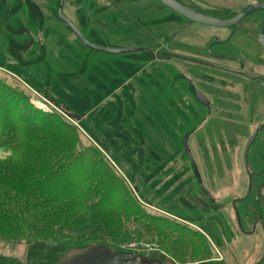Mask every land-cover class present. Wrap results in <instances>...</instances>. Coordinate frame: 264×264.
<instances>
[{
  "label": "rangeland",
  "instance_id": "1",
  "mask_svg": "<svg viewBox=\"0 0 264 264\" xmlns=\"http://www.w3.org/2000/svg\"><path fill=\"white\" fill-rule=\"evenodd\" d=\"M108 1L134 14L160 39L184 22L155 1ZM183 1L227 18L260 2ZM63 2L62 14L82 30L90 44L106 49L147 47L148 43L139 39L138 33L134 36L111 7L98 0ZM58 6V0L50 5L44 0H0V93L12 106L21 104L56 115L62 123L74 127L77 151L94 147L122 178L144 213L179 224L192 236L198 232L205 240L200 247L207 249L209 244L213 254L208 256L199 247L192 248L188 240L185 248L192 250L181 256L172 237H168V243L160 242V236L165 235L164 228L157 226L160 222L152 226L140 214L126 223L123 218L111 230L106 228L109 223L85 210L82 217L94 219L88 231L68 226L56 235L48 229L36 232V224L53 226L48 221L55 208H42L26 209L18 221L23 233L17 236L3 234L10 222L0 217V256L20 264H59L71 249L94 245L110 246L115 253L144 256L160 264L258 261L260 229L245 238L237 228L232 203L244 231L251 230L257 219L264 222V173L252 179L247 194L248 178L242 162L247 142L264 122V93L248 79L223 70L168 61L154 49L124 55L89 50L59 21ZM259 19L258 12L245 18L230 41L224 47L218 45L215 51L245 59L248 71L264 73V55L257 42ZM39 23L44 31L40 40L26 33L36 31ZM230 32L196 24L181 33L172 48L204 58L209 43L226 41ZM215 64L237 68L225 62ZM195 92L206 99L208 108L197 101ZM186 139L190 157L184 147ZM18 140L25 143L22 135ZM21 148L0 144V164L30 163L28 158L22 162ZM247 158L250 173L262 171L264 129L248 148ZM198 176L208 194L200 187ZM56 192L48 190V195ZM0 194L7 201L15 199L4 190ZM35 212L41 220L35 218ZM31 231L35 234L28 236ZM83 233L89 235L82 237Z\"/></svg>",
  "mask_w": 264,
  "mask_h": 264
},
{
  "label": "trees",
  "instance_id": "2",
  "mask_svg": "<svg viewBox=\"0 0 264 264\" xmlns=\"http://www.w3.org/2000/svg\"><path fill=\"white\" fill-rule=\"evenodd\" d=\"M0 116V144L12 149L22 147V162L26 161V158L30 159V163L21 166H15V163L0 164V190L15 197L14 201L9 199L14 202L12 205L0 194V217L8 224L10 222L7 228H2L4 235L17 236L23 233L18 221L24 217L26 209L55 208V213L48 222L55 225L57 230L47 224L35 225L36 232L48 229L47 232L54 235L60 234L62 227H78L81 232L92 228L94 219L82 217L85 210L91 211L90 216L100 218L104 224L109 223L106 228L110 227L111 230H115L123 218L126 223L140 214L152 226L162 222L157 223L165 232L164 236H160V242L168 243V237H172L174 248L181 256L188 255L192 250L185 248L188 240L192 243V248L199 247L203 253L210 256V252L200 247L205 240L198 232L192 236V233L181 228L179 224L154 219L151 214L144 213L143 208L127 190L122 178L94 147L77 151V130L62 123L58 116L42 113L31 107H21V104L12 106L2 93ZM20 135L25 137L24 144L18 140ZM48 190L57 192L49 196ZM34 216L38 220L41 218L36 212ZM173 226L176 229L172 228ZM62 231L64 232V229ZM32 234L35 233L28 232V236ZM82 235L84 237L89 234ZM102 247L114 251L110 246ZM0 264L20 263L0 256Z\"/></svg>",
  "mask_w": 264,
  "mask_h": 264
},
{
  "label": "flooded vegetation",
  "instance_id": "3",
  "mask_svg": "<svg viewBox=\"0 0 264 264\" xmlns=\"http://www.w3.org/2000/svg\"><path fill=\"white\" fill-rule=\"evenodd\" d=\"M58 1H59V6H58V10H57V18L59 19L58 11L61 8V14H62L64 2H63V0H58ZM93 1H96V0H93ZM149 1L151 3L155 1L158 4V7L166 8L164 5H162L157 0H149ZM174 1L177 2L178 4L182 5V6L186 7V8H189L190 10H192L194 12H197V13H200V14H203V15H207V16H211V17H214V18H217V19H231V18L235 17L237 14H239L240 12H242L245 9L248 8V7L244 8L241 11H239L238 13H234L232 16L227 18V17H222L221 15L215 13L214 11H203V10H200V9L194 7V6H191L189 3H187V2H185L183 0H174ZM44 2H47L50 5V4H55L56 0H44ZM98 2L100 4H105L106 6L111 7L112 10L114 11V13H116L117 18L119 20H121L124 24H126V25L128 24L129 25V30H130L131 33L134 34V36H136L137 33H138L139 39L142 37L148 43L147 47L130 48V49L139 50L138 52L132 53V54H143V53H147L148 51H151V50L154 49L156 52L160 53L164 57L165 60H168V61H178V62H181V63L190 64V65L196 66V67H202V68H208V69L210 68V69H215V70H223V71L228 72V73H230L232 75L234 74L237 77H242L243 79H248L252 83H254L264 93V73H261V72L260 73H254V72L248 71L247 70L248 62L245 59H242V58H240V57H238L236 55H233V54H228V53H222V52H219V51L218 52L215 51V48L218 47V45H221V46L224 47L230 41L231 37L234 35V31H235L236 27L229 28L231 30V32H230L229 37L227 38L226 41L218 42L217 40H214V41L210 42L209 45L207 46L206 50H205L204 58H202L201 56L200 57L199 56H193V55H189V54H185V53L173 50L172 43L178 37H180L181 33H183L186 29H189V28H191V27L196 25V24L190 25L188 28H186L185 30L179 32L178 34H176L172 38V36L181 27H183L184 25H186L188 23V21L186 19H184L182 16L178 15L177 13H175V14H177V17L179 16L182 19H184V22L179 27H177L174 31H172L169 35H167L165 38H161L160 39V38L157 37V34H154V32L152 30L148 29L147 25L142 23V21L139 18H137L134 14L131 13L129 15L128 13L123 11L122 8L120 7V4H119V6H117L113 2H109L108 0H98ZM259 4H263L264 5V0H260ZM166 9H168V8H166ZM258 13L260 15V19L257 22V25H258L257 42H258L259 49L262 51V54L264 55V46L262 45V43L259 40L260 33H261L262 30H264V10L260 11ZM62 16L64 17L63 14H62ZM64 18L66 20H68L74 26V28L87 41V39L85 37V34L82 32V30L78 29L73 24V22L70 19H68L66 17H64ZM59 21H61V20L59 19ZM62 23L68 28L70 33L73 35V33L71 32L70 28L64 22H62ZM43 32L44 31L42 30L41 24L39 23L38 27L36 28V31H34V32L27 31L26 33H28L31 36L36 35L38 37V39L40 40V36L42 35ZM263 39H264V36H263ZM195 52H196L195 53L196 55H198L200 53L198 50H196ZM216 62L217 63L225 62V63H227L229 65H233V66H235L237 68L233 69V70L232 69H226V68L220 67L219 65H216L215 64ZM250 77H253V78H250ZM251 79H254V80H251ZM195 94H196V92H195ZM195 97H196V95H195ZM196 99H197V97H196ZM197 101L202 105V103L198 99H197ZM202 106L204 108H208V102H207V106H204V105H202ZM259 128H261V129L256 134V137L264 129V122H262L257 127V129L254 131V133L257 132V130ZM247 153H248V151H247ZM246 161H247V170L245 169V172H246L248 181H249V177H248L249 175H250L251 181H252V179L255 176L260 177L264 173V166L262 167V171H260L257 175H254L253 173H250L249 172L247 154H246ZM257 227H259L260 232H261V255H260V259L258 261H256L254 264H257L261 260V258L263 256V253H264V234H263L264 222L262 220H260V219H257L253 223V225L251 227V230H249V231H244L243 230L244 233H242L245 238H250L255 233ZM204 251H208V252L213 254L212 249H211L209 244H207V249L204 248Z\"/></svg>",
  "mask_w": 264,
  "mask_h": 264
},
{
  "label": "water",
  "instance_id": "4",
  "mask_svg": "<svg viewBox=\"0 0 264 264\" xmlns=\"http://www.w3.org/2000/svg\"><path fill=\"white\" fill-rule=\"evenodd\" d=\"M157 1L160 2L162 5H164L165 7L169 8L170 10L174 11L178 15L182 16L184 19L188 21V23L184 25L183 27H181L172 36V38L176 34L185 30L192 24H197V25H202V26L217 28V29L234 28L245 18L251 16L252 14L256 12L264 10L263 4H255L253 6L248 7L244 11L240 12L239 14H237L235 17L231 19L221 20V19H217L211 16H207V15L194 12L190 10L189 8H186L178 4L174 0H157ZM58 17L62 22H64L70 28L71 32L76 37V39L81 43V45L88 48L89 50H92L98 53L108 54V55H124V54L136 53L139 51L137 49H106V48H100V47L94 46L90 44L88 41H86L84 37L74 28V26L62 16L61 8L58 11ZM263 36H264V30L261 31L260 36H259V40L264 46ZM250 78H253V77H250ZM251 80H254V79H251ZM195 95L197 99L202 103V105L207 106L206 100L202 97V95L199 92H196ZM260 129L261 128H259L257 132H255L254 135L250 138V140L247 142L242 152V162L246 170H247L246 154H247L248 148L253 143L256 137V134L258 133ZM184 147H185V151L188 157H190V153H189L188 146H187V139L185 140ZM248 177H249V181H248L247 194H249L250 192V185H251L250 175ZM198 183L200 187L205 191V193L208 194L199 176H198ZM232 209L235 214L237 228L241 233H244L242 229L240 217L235 208L234 203H232ZM263 234H264V230H263ZM263 261H264V253H263L261 260L257 264H261ZM59 264H160V263L156 260H153V259H150L144 256L133 255L131 253H122V252L115 253L111 251L110 249L106 247H102V246H98V247L86 246L82 248L71 249L65 255V257L59 262Z\"/></svg>",
  "mask_w": 264,
  "mask_h": 264
},
{
  "label": "bare ground",
  "instance_id": "5",
  "mask_svg": "<svg viewBox=\"0 0 264 264\" xmlns=\"http://www.w3.org/2000/svg\"><path fill=\"white\" fill-rule=\"evenodd\" d=\"M242 225V224H241Z\"/></svg>",
  "mask_w": 264,
  "mask_h": 264
}]
</instances>
